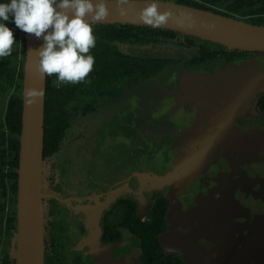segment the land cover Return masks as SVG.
Masks as SVG:
<instances>
[{
  "label": "flooded vegetation",
  "instance_id": "obj_1",
  "mask_svg": "<svg viewBox=\"0 0 264 264\" xmlns=\"http://www.w3.org/2000/svg\"><path fill=\"white\" fill-rule=\"evenodd\" d=\"M156 46L170 47L149 52L169 60L164 70L46 159L44 264H264V52L196 61ZM235 82L246 106L243 94L214 99ZM124 116L134 147L107 146L110 135L103 145Z\"/></svg>",
  "mask_w": 264,
  "mask_h": 264
},
{
  "label": "trees",
  "instance_id": "obj_2",
  "mask_svg": "<svg viewBox=\"0 0 264 264\" xmlns=\"http://www.w3.org/2000/svg\"><path fill=\"white\" fill-rule=\"evenodd\" d=\"M222 15L264 25V0H176ZM14 28V25H10ZM96 47L91 83L54 86L47 76L45 110V159L62 155L68 134L94 114L118 111L141 78L159 75L169 60L140 52L146 47L169 43L194 51L196 61L225 56L239 58L253 53L195 35L149 25L94 23ZM17 42L11 56L0 59V264H13L9 239L17 226L18 168L23 114V83L26 62L25 33L15 30ZM259 54L263 52H257ZM186 58L187 54H183ZM190 59L187 57L185 60ZM113 107V108H111ZM112 116V115H111ZM5 245L6 248L3 246ZM2 258V260H1Z\"/></svg>",
  "mask_w": 264,
  "mask_h": 264
},
{
  "label": "water",
  "instance_id": "obj_3",
  "mask_svg": "<svg viewBox=\"0 0 264 264\" xmlns=\"http://www.w3.org/2000/svg\"><path fill=\"white\" fill-rule=\"evenodd\" d=\"M146 2L147 0H129V3L125 5L127 13L121 15L115 0H108L110 14L104 20L94 23L148 25L141 18ZM157 3L159 11L168 14L166 22L158 27L195 35L228 48L264 52V25L249 23L243 19L174 0H157ZM25 39L27 56L23 83L17 228L14 235L16 248L13 264H44V185L47 173L44 145L47 76L41 73L39 68L38 49L41 42L26 33ZM244 85L245 82H235L225 88L220 98L230 101L236 99L234 94H243L244 100H239L238 105L246 106L250 102V95H245Z\"/></svg>",
  "mask_w": 264,
  "mask_h": 264
},
{
  "label": "clouds",
  "instance_id": "obj_4",
  "mask_svg": "<svg viewBox=\"0 0 264 264\" xmlns=\"http://www.w3.org/2000/svg\"><path fill=\"white\" fill-rule=\"evenodd\" d=\"M121 15L129 0H115ZM110 14L108 0H0V59L11 56L17 42L15 30L39 40V68L55 75L54 86L91 83L95 65L91 50L96 47L94 22ZM142 20L158 27L168 18L157 0H147ZM10 25H14V28Z\"/></svg>",
  "mask_w": 264,
  "mask_h": 264
},
{
  "label": "rangeland",
  "instance_id": "obj_5",
  "mask_svg": "<svg viewBox=\"0 0 264 264\" xmlns=\"http://www.w3.org/2000/svg\"><path fill=\"white\" fill-rule=\"evenodd\" d=\"M174 1H176V0H174ZM167 49H170V47L150 46V47H146V49H144V50H139V51L141 53L142 52L148 53L151 51H160V50H167ZM216 95H217V97H214V99H220V96L222 94H216ZM197 102L201 107L203 106L202 105L203 102L201 100H198ZM111 108H113V107H111ZM152 108H153L152 106H149V108L147 109V113H149ZM108 114H111V112L108 111L107 115ZM132 117H133V115L131 113L129 118L132 119ZM126 121H127V117L124 116L122 118V120H119L117 122L112 121V123H109V125L104 129V132L102 130V134H105V135L101 134V138L103 140V145H105L104 144L105 137L107 138V136L110 135L106 141L107 146H109V144H111V143H115L117 145L122 144L123 146L124 145L127 146V144H128V147H130V148L134 147L133 137L136 135H139V134L136 132V129L133 130L132 128H129L127 126L128 124ZM140 134H143V132L140 131ZM144 135L148 136L149 134H144ZM153 145H154V143H153ZM144 147H145V144L140 145L139 141H137L136 149H135V154H136L135 169L141 173L144 172L145 167H146L144 164H146V162L148 161L146 158L147 154H145V156H144ZM47 161H48V159H47ZM3 247L6 248L5 245ZM10 248L12 250V256L15 257V248H16L15 236L13 237V239L10 242ZM1 260H2V258H1Z\"/></svg>",
  "mask_w": 264,
  "mask_h": 264
},
{
  "label": "crops",
  "instance_id": "obj_6",
  "mask_svg": "<svg viewBox=\"0 0 264 264\" xmlns=\"http://www.w3.org/2000/svg\"><path fill=\"white\" fill-rule=\"evenodd\" d=\"M12 239H13V238L9 239V242H11Z\"/></svg>",
  "mask_w": 264,
  "mask_h": 264
}]
</instances>
